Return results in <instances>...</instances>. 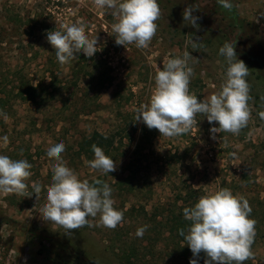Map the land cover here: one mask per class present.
Returning <instances> with one entry per match:
<instances>
[{"label": "rangeland", "instance_id": "374dc122", "mask_svg": "<svg viewBox=\"0 0 264 264\" xmlns=\"http://www.w3.org/2000/svg\"><path fill=\"white\" fill-rule=\"evenodd\" d=\"M183 2L188 7L190 3L200 8L212 5L211 0ZM237 8L243 18L257 25L258 38L264 47V0H238ZM160 9L165 18L156 21V35L148 48L143 49L135 43L117 45L111 27L117 22L113 10L97 8L93 0H0V101L7 104L8 112L7 119L0 112V154L13 160H27L32 165V175L26 181L30 197L0 193V218L12 221L9 225L0 223V264H119L106 247L110 240H122L123 223L115 229L95 226L100 219L98 214L89 217L94 226L65 233L62 227L43 220L41 209L52 183L53 165L57 163L47 156V150L63 142L65 151L61 158L81 181L91 182L97 177L104 182L113 181L121 176L124 163L116 165L115 175L113 172L105 175L88 166L94 153L91 155L85 149L82 159L77 158L76 144L94 131L104 134L118 126L126 132L147 128L142 120H135L136 109L150 102L156 71L163 68L166 58H182L185 51L194 57L188 61L194 71L189 93L198 100L221 90L226 81L225 59L220 60L199 38L184 37L180 32L189 29L188 23L182 19L171 23L161 6ZM174 12L176 16L181 13L178 7ZM214 19L220 20L218 16ZM73 23H83L89 39L97 37V52L91 58L83 52L74 53L76 58L62 65L47 40V33L62 31L61 25ZM218 27L224 29L221 24ZM177 29L179 33L175 32ZM193 41H197L195 47ZM257 72L250 73L247 79L251 118L239 134L215 133L216 139H212L210 129L219 125L210 124L201 114L196 115L197 125L187 134L169 138L157 131L150 148V179L143 192L146 198L141 196L140 201L132 203L145 205L158 216H167L175 201L178 206L183 204L179 192L183 189L182 194L186 195L190 187L199 192L198 196L213 194L221 188H228L248 201L258 193L263 196L264 119L259 113L264 112V83L256 80ZM51 74L56 88L49 86L47 91L59 92L61 100L38 109L16 98L15 80L30 78L34 84L43 80L48 86ZM93 77L103 80L111 77L114 82L98 87ZM117 91L128 98L119 106L113 104L112 97ZM256 96L261 99L260 108L255 107ZM4 136L8 137L7 145ZM131 146L126 151L129 159L134 158ZM33 183L42 188L38 200ZM238 187L241 189L236 190ZM115 208L121 210V200L115 201ZM150 224H145L147 230ZM135 225L130 230L134 235L138 225L144 224ZM146 231L142 237L144 245L148 243ZM161 237L154 257L144 256L138 264H190L175 257L167 249L171 242ZM252 253L253 264H264V247H257ZM198 264H205V259L198 260Z\"/></svg>", "mask_w": 264, "mask_h": 264}, {"label": "clouds", "instance_id": "9594fccd", "mask_svg": "<svg viewBox=\"0 0 264 264\" xmlns=\"http://www.w3.org/2000/svg\"><path fill=\"white\" fill-rule=\"evenodd\" d=\"M93 3L97 8L113 10L117 22L111 27L117 45L135 43L137 48H148L158 29L156 21L161 18L157 0H122L119 3L118 0H93ZM218 3L229 11L233 7L229 0H218ZM193 11L191 6L185 8L183 19L198 29L199 17L193 16ZM61 28L62 31L47 33V40L60 64L75 59L74 53L83 52L91 58L97 52V37L89 39L83 23L63 24ZM196 44L197 41H193V47ZM235 47L236 44L225 42L219 48V54L228 65L226 81L218 93L203 100L189 93L194 71L188 61L194 57L185 51L182 58H166L163 68L156 71L150 102L136 109L135 120H142L148 129H157L161 136L172 138L189 133L197 125L196 115L201 114L210 124L216 122L219 125L210 129L212 139H216L215 133L239 134L251 118L247 81L250 72L245 62L237 58ZM3 115L7 119L6 114ZM259 116L264 119V112ZM3 142L8 144L7 136L3 137ZM64 151L63 142L55 143L47 150V156L55 158L57 163L53 165L52 183L47 188L46 203L41 209L43 220L62 227L65 233L94 226L89 217L95 218L98 214L100 219L95 226L115 229L121 225L124 213L114 208L110 185L99 179L94 183L81 181L62 160ZM92 151L94 159L87 162L91 169L105 175L116 171L114 160L105 155L101 147L93 144ZM31 168L27 160H13L0 154V193L30 197L26 181L32 175ZM32 188L38 200L42 188L38 183H33ZM251 211L247 199L234 195L228 188H221L200 197L194 207L183 209V215L191 225L187 234L184 229L179 233L193 257H198L201 252L206 255L205 264H244L253 258L251 246L256 221L249 218ZM146 230V225L140 227L135 235L142 238ZM190 264H198V260L193 258Z\"/></svg>", "mask_w": 264, "mask_h": 264}, {"label": "trees", "instance_id": "16d2710c", "mask_svg": "<svg viewBox=\"0 0 264 264\" xmlns=\"http://www.w3.org/2000/svg\"><path fill=\"white\" fill-rule=\"evenodd\" d=\"M157 2L166 13V19L171 23L179 22L181 19L184 22L183 12L188 6L184 5L183 0H157ZM211 2L212 5L210 4V7L205 5L202 8L199 6H192L190 3V6L194 9L192 15L199 17L197 20L199 27L197 29L188 24L189 29H185L180 33L184 37L191 36L199 38V41H202L204 46L209 48V50L219 57L220 60L225 58L219 54V48L222 47L225 42L236 44L235 51L237 53V58L245 62L249 72L253 73L252 75H255V70H257L256 80L263 81L264 83V47L261 45L258 38L257 25L243 18L239 14L237 8L238 0H229L233 5L231 11L224 9L218 3V0H211ZM177 7L181 13L176 16L174 10L177 9ZM217 16L220 19L218 20L219 22H216L217 20L214 19V17ZM164 18L165 14L161 15L160 20H163ZM219 24L223 25L224 29H220V27H218ZM169 26L171 27V24ZM175 32L179 33L178 29L175 30ZM227 67L228 65L225 62L223 64V72L225 74ZM93 80L97 82L98 87L111 86L114 82L111 77L106 80L93 77ZM13 84V92L16 91V98L23 103L33 104L38 109L51 103V101L55 102L57 99H62V94L59 92L53 90L48 93L47 91L49 86L53 89L56 88L54 87L56 86V81L53 74H51L48 86L43 80L34 84L30 78H20L17 81L15 80ZM58 95H60V97L56 98ZM112 97L113 104L117 106H119L122 101L128 100V98L121 95L118 91L115 92ZM255 99L258 100L255 107L260 108L261 99L258 96H256ZM6 105V103L0 101V112H2V115H7L8 113L6 111ZM157 131V129L150 130L142 127L139 130L134 128L133 130L126 132L121 126H118L110 128V130L106 131L104 134L94 131L91 134L82 137L76 144L78 147L76 155L80 160L84 155L83 153H85V149L89 150L91 155L93 154L92 145L95 144L98 147H101L105 155L112 158L116 165H121L122 162L124 163L121 176L119 178H113V181L110 180L105 182L108 183L113 190L111 198L114 201L117 199L122 201L121 211L124 213V219L122 222L125 230L124 237L119 241L110 240L109 246L106 247V251L109 252L119 264H138L139 259L144 256H150L153 258L158 247L157 242L160 240L161 236V239L165 237L164 241L171 242L172 245H167V249H170L175 257L177 256L178 258L187 261H190L193 258L197 260L207 259L203 252H201L198 257H193V253L186 244L184 237L179 233L180 229H184L185 234H187V230L191 225V221L185 219L183 209L186 207H194L199 198L202 197L198 196L199 192L197 190H194L192 187L188 188L187 191L189 192H187L186 196L182 194V189V191L179 192L178 197L180 195L183 204L178 206L177 201H175L173 209L170 210V214L167 216H158L149 212L145 205H137L135 202H131L136 199L140 201L141 196H144L143 199L146 198L145 193L143 192L150 179V150L152 149ZM136 133L138 134L137 139L135 137ZM130 145H132L131 147L134 149L133 159L126 158V151ZM88 158H90V156H88ZM91 160L93 159L91 158ZM113 173V175H115V172ZM244 177L246 179V176L243 175L242 180H244ZM100 178L101 177H97L89 183H94L97 179L101 180ZM243 183L248 185L247 182L245 183L243 181ZM238 189L241 188L238 187L236 190ZM248 202L252 209L249 218L256 221V234L254 237V243L251 246V251H253L257 247H264V194L261 196V194L258 193ZM125 205H129V207L125 208ZM158 217L162 218H159L158 220ZM0 219V223L4 225L12 223L11 220H7L6 218ZM138 223H143L144 226L147 223H151V228L146 231V235L148 236L146 238L148 241L147 245L143 244V238L137 237L130 231L132 228L136 227L137 225L135 224ZM138 228H140L139 225ZM254 261L255 259L253 255V258L244 261V264H253Z\"/></svg>", "mask_w": 264, "mask_h": 264}]
</instances>
